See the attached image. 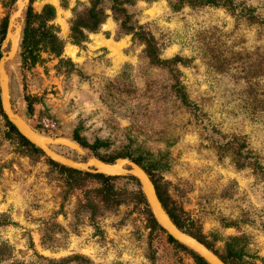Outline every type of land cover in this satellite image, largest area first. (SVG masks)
Listing matches in <instances>:
<instances>
[{
  "label": "rangeland",
  "instance_id": "374dc122",
  "mask_svg": "<svg viewBox=\"0 0 264 264\" xmlns=\"http://www.w3.org/2000/svg\"><path fill=\"white\" fill-rule=\"evenodd\" d=\"M15 1L0 0V59L9 49L4 23ZM92 3L25 5L19 46L4 69L12 109L42 136H79L81 152L50 147L63 158L128 154L150 165L187 230L220 256L234 248L236 264H264V22L251 19L264 20V0L178 9L167 0H133L126 5L131 23L153 35L164 65L120 29L108 1L98 5L104 22L74 44L73 23ZM29 7L30 49L23 55ZM43 118L58 130H41ZM3 124L0 116L1 130ZM13 150L8 142L0 147V164L12 161L0 175V214L13 222L0 234L14 259L198 264L151 225L131 195L137 183L110 182L114 205L101 195L100 180L61 174L26 156L16 163Z\"/></svg>",
  "mask_w": 264,
  "mask_h": 264
},
{
  "label": "trees",
  "instance_id": "16d2710c",
  "mask_svg": "<svg viewBox=\"0 0 264 264\" xmlns=\"http://www.w3.org/2000/svg\"><path fill=\"white\" fill-rule=\"evenodd\" d=\"M33 0H30V3ZM102 1H108L111 3V13L112 17L118 22V25L120 29L124 30L128 34H132L133 36L137 37L138 39L142 40L145 43L146 46V52L148 55L152 58V60L155 62L156 65H164L165 63H168L167 60H161L159 58L158 53V47L155 42V39L150 32L146 31L143 27L134 26L131 23V16L128 14V11L126 9V5L131 4L133 0H93L91 8L87 10V15L85 18L77 19L74 21L73 26L71 28V39L74 44H81L85 41V34L84 31L94 32L96 31L99 26L104 22L106 16L103 11L98 9V5ZM170 7L174 9H178L180 6L183 5H191L192 7L195 6H210V7H226L229 8L230 5H232V0H167ZM32 9L29 7L28 11L26 13L25 18V24L23 28V34H22V40L20 44L21 48V54L24 55L25 51L30 49L29 47V40H30V30H29V24H30V17H31ZM252 20L255 21L258 24H262L264 22L263 19H259L257 16H251ZM6 28V21L4 23V30ZM60 50L57 48V51L55 54H59ZM20 54V55H21ZM0 116L4 120L3 124V130L0 128V147L5 143L8 142L9 145L14 146V150L12 153L16 156V163H18V159L21 156H26L32 159H35V162H40L43 166H47L48 168H54L56 171H58L61 174L65 175H76L79 177L84 178H93L100 180L102 182V188L100 190L101 195L105 198L106 202H113L114 205H118L119 202L115 201V195L112 191V189L109 186V183L112 181L120 180V179H127L130 181H133L134 183H137L136 185L139 186L137 180L134 177H109L105 176L103 174L98 173H90V172H83L75 169L68 168L64 165L58 164L49 158L45 156V154L36 148L34 145L30 144L27 140H25L20 134L17 132L15 127L7 120L5 115L3 114L0 106ZM72 140L76 142L79 146L85 147V144L83 140L77 136L76 134H73ZM99 160L110 163L113 160L117 158H128L138 166H140L146 174L149 176L151 182L153 183L155 187V191L157 194V197L166 212V214L169 216V218L173 221V223L183 232L186 234H189L190 236L196 238L199 240L202 244H204L209 250H211L213 253H215L219 258L225 263V264H236L235 258L237 251L232 247L226 248V254L224 256L218 255L215 251H213L212 247L207 244L203 239L200 237L194 235L189 230L186 229L184 224L182 223L180 216L178 215L177 209L174 206L175 204L170 200V197L167 195L166 192L161 190L159 186L155 184V181L153 180L154 176V169L147 164H144L140 159H136L128 154H120L115 156L111 159H104L101 157H97ZM0 159V163H1ZM8 163H12V161H9ZM7 162H3V164H0V175H2V179L4 178V170L6 169ZM131 195L133 197V200L143 208L145 214L148 217L149 222L153 227H157L160 231H162L170 243L174 244L177 248L185 251L186 253L190 254L195 261H197L198 264H206V262L200 258L197 254H195L193 251L189 250L185 246L179 244L175 240H173L170 236L166 234L164 230H162L155 222L148 205L145 201V198L141 192V190L131 191ZM12 220L4 214H0V232L1 230L9 227L12 225ZM40 258V257H39ZM83 260L81 256H71L66 259L61 260H47V264H62L64 261H75V260ZM0 264H36V262H27V261H19L14 259L13 257V249L9 245V243L2 238L0 234Z\"/></svg>",
  "mask_w": 264,
  "mask_h": 264
},
{
  "label": "water",
  "instance_id": "95a60500",
  "mask_svg": "<svg viewBox=\"0 0 264 264\" xmlns=\"http://www.w3.org/2000/svg\"><path fill=\"white\" fill-rule=\"evenodd\" d=\"M22 0H16L13 10L8 19L6 33L4 37V44H9V49L3 54L0 59V64L2 61L6 60L10 56V54L15 52V45L12 39L7 40L8 32L10 27V21L13 15V12L16 11L20 5ZM29 0L27 1L28 4ZM22 34V29H21ZM21 38V36H20ZM20 42V40H19ZM19 43L17 44L18 49ZM17 52V51H16ZM5 82V90L3 91L2 83ZM8 84V82H7ZM6 84L5 78L0 69V106L3 114L7 118V120L15 127L17 132L22 136L25 140H27L30 144L34 145L36 148L41 150L47 158L52 161H55L61 165H64L68 168L90 172V173H98L103 174L109 177H134L140 187V190L145 198V201L148 205V208L156 222V224L166 232L168 236H170L173 240L178 242L179 244L185 246L189 250L193 251L200 258H202L206 264H225L219 256L209 250L204 244H202L196 238L186 234L181 231L169 218V216L164 211L155 191V187L152 184L149 176L146 172L137 164L132 162L127 158H117L110 163L103 162L96 157H90V161L86 158L83 162H74L72 160L63 158L59 156L55 152H53L50 147L61 145L68 148H73V150L78 151V148L75 145L70 143L63 144H55L52 145L49 143V138L38 134L34 131L22 118V116L12 109L9 97V87ZM76 144V143H75Z\"/></svg>",
  "mask_w": 264,
  "mask_h": 264
},
{
  "label": "bare ground",
  "instance_id": "6f19581e",
  "mask_svg": "<svg viewBox=\"0 0 264 264\" xmlns=\"http://www.w3.org/2000/svg\"><path fill=\"white\" fill-rule=\"evenodd\" d=\"M27 1L28 0H22L21 1L18 9L16 11H14V13L12 15V18H11V21H10V27H9V32H8V38H7V40L12 39L14 41L15 51H16V48H17V36H18L17 32H18V30H20L19 29V21L18 20H19V18L21 16V21H22V14H23L25 5L27 4ZM20 28H21V26H20ZM13 54H14V51L10 54V56L8 58H6V60H4V62L2 61V63L0 64V69H1V72H2V74L4 76V78H5L6 84L8 82V78H7V75H6L4 69H5L6 63L10 60V58L13 56ZM2 88H3V91H4L5 90V82L4 81L2 83ZM8 94H9V92H8ZM64 141L67 142V143H70L72 145H75V146L77 145L74 142L69 141V140H66V139H51V138H49V143H51L52 145H55V144H63V143H65ZM76 147L78 148V146H76ZM81 150L79 148L78 151L81 152ZM87 159H88V161L91 160L90 157H87Z\"/></svg>",
  "mask_w": 264,
  "mask_h": 264
},
{
  "label": "built area",
  "instance_id": "2783aa9c",
  "mask_svg": "<svg viewBox=\"0 0 264 264\" xmlns=\"http://www.w3.org/2000/svg\"><path fill=\"white\" fill-rule=\"evenodd\" d=\"M39 126L41 130L45 132H55L58 130L56 121L48 118H43L39 121Z\"/></svg>",
  "mask_w": 264,
  "mask_h": 264
}]
</instances>
